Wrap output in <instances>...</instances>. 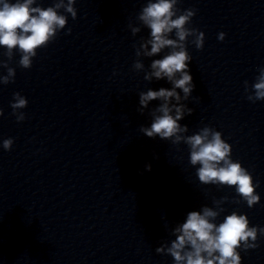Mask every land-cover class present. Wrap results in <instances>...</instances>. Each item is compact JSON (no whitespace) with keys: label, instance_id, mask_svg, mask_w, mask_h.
<instances>
[{"label":"water","instance_id":"95a60500","mask_svg":"<svg viewBox=\"0 0 264 264\" xmlns=\"http://www.w3.org/2000/svg\"><path fill=\"white\" fill-rule=\"evenodd\" d=\"M54 2L37 0L43 8ZM146 3L76 0L77 18L59 10L68 24L38 50L30 69L19 66L14 50L15 80L0 84V264H174L156 248L170 246L172 229L189 211L215 208L224 197L217 223L236 211L264 227V100L252 103L245 91V81L250 91L264 67V0L177 5L197 10L190 27L205 34L202 50L187 45L195 88L181 103L194 111L178 123L189 128L183 135L204 126L222 132L232 160L258 185L260 202L252 208L234 187L201 184L187 145L139 131L150 127L160 103L150 102L141 115L139 93L172 87L166 78H143L168 50L140 57L144 70L133 69L136 47L150 34L137 20ZM129 24L141 31L133 36ZM5 51L0 47V60ZM16 92L28 100L20 123L10 107ZM7 138L14 140L10 151L2 147ZM257 243L239 250L242 264H264V236Z\"/></svg>","mask_w":264,"mask_h":264},{"label":"clouds","instance_id":"9594fccd","mask_svg":"<svg viewBox=\"0 0 264 264\" xmlns=\"http://www.w3.org/2000/svg\"><path fill=\"white\" fill-rule=\"evenodd\" d=\"M180 0H147L137 16L143 27L150 30L147 39L141 38L136 47L137 59L133 69L137 72L144 70L145 65L140 57H157L165 50L166 54L159 59H152L150 70L144 71V80L152 81L165 79L172 85L169 88L161 87L139 93L138 112L143 115L152 101H160L159 106L150 112L152 117L150 127L141 126L139 131L148 138L159 137L161 140L171 141L173 145L184 143L190 152V164L197 166L196 175L201 184L234 187L236 194L246 202L249 208L260 202L256 192L258 186L253 181L251 173L239 161H233L232 146L223 139L220 131L204 126L197 133L183 135L189 131L187 125L178 123L185 115H192L194 109L189 108L182 100H188L195 84L190 75L189 64L192 56L187 50L188 43L202 50L205 43L204 32L190 27L192 18L197 10L188 8L181 10L177 7ZM76 0H58L54 6L43 8L37 0H0V47L6 49L3 53L6 60H0V67L7 70L6 75H0V84L13 83L16 76L14 68L9 67L14 53H20L19 66L23 69L32 67L33 58L41 48H46L52 43L59 31L65 29L68 17L59 10L77 18V9L74 7ZM37 4V6H33ZM129 28L133 36L141 31V27ZM71 29H68V34ZM174 33V37L172 35ZM226 34L220 32L219 41L225 39ZM189 37L192 39L189 41ZM15 50V52H14ZM183 92V96L177 90ZM247 99L255 103L264 100V67L259 69V74L249 91L248 82L245 81ZM199 99V98H197ZM175 101V103H173ZM28 105V100L19 92L13 94L10 103L12 115L17 123L26 119V114L21 111ZM0 109V116H3ZM14 140L7 138L2 141L5 151L12 149ZM146 171H151V165L145 166ZM227 197L214 200L215 208L203 206L200 210L187 213L186 220L172 229L175 239L162 243L156 252L173 258L174 264H242L239 250L247 252L259 245L258 238L264 236V227L250 226L246 214L233 211L217 223L218 217L225 211L222 207ZM240 201H235L239 203Z\"/></svg>","mask_w":264,"mask_h":264}]
</instances>
